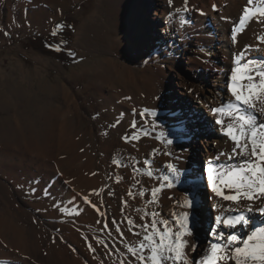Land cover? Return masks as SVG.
Returning <instances> with one entry per match:
<instances>
[{"label":"bare ground","instance_id":"1","mask_svg":"<svg viewBox=\"0 0 264 264\" xmlns=\"http://www.w3.org/2000/svg\"><path fill=\"white\" fill-rule=\"evenodd\" d=\"M107 2V5H109L108 9L118 11L120 6V10H128L127 2L121 4L122 0L119 1V6L112 0H107ZM256 2L258 4L259 0H256ZM55 3L52 0V5ZM213 5L217 6L216 11H213ZM245 5L246 0H188L187 11H183L184 0H173L171 6H169L168 0H154L151 19L147 20L146 24L143 21V26L145 27L141 26L139 28L143 34H148L147 42L151 43L152 46H137L136 42H129L134 44L135 48H125V52L123 47L119 50L120 53H123L120 54L123 58H130L133 67L136 65L140 67L139 75L132 74L131 66H129L130 69L127 67V69L123 68L122 70L112 68L120 71L121 76L132 78H112L109 76L108 72L110 70H108L104 75H98L89 81L88 88L95 87L100 92L99 98L103 99L114 117L116 112H118V115L122 116V121L126 124L127 129H130L133 123L136 125L135 128H132V133L136 138L126 146L120 141L117 146L112 143L110 146L105 142H100L98 149L104 153L101 157L100 173H97L95 168L93 169V160L89 156V144L82 141L83 131L77 128L79 121L77 118L78 113H75L76 99H73L69 92H63L67 103L65 114L58 116L53 110L50 112L49 120L54 123V118L59 120L60 128L58 138L55 141H46L44 145L39 147L27 145L25 141L19 145L12 146L13 149L10 148L11 146L8 147L9 150L4 156L6 160H13L0 164L4 166V168H1L3 174L8 176L13 184H16L17 189L22 187L29 194L32 193L33 188H39L33 192V195L39 192L42 214L46 215L43 216L42 221L44 223L42 224L50 227L48 232H55V235L58 232L63 237L62 242H64L65 249L62 252L51 251L50 247H48L47 237L39 238L37 246L40 249V253L36 255L32 252L34 242L30 241V238H26L23 234L24 232L17 231V228H20L19 225L15 227L13 222L7 224L5 222L8 220L7 217L2 216L6 215V211L2 210L0 211V217L3 219L0 220V264H46L50 254H52L53 258L52 264H119L120 259H124L125 264H128L127 256H110L109 251L111 249L106 250L97 244V240H105L111 245L115 240L117 251L119 252L123 248L120 240L115 239L117 237L115 227L112 228V236L110 237L108 231L103 230V224L97 223V221L105 220L110 222L113 220L112 215H114V220L118 222L124 232V243L136 244L139 238L129 232L126 220L131 218L137 225L149 223V219L140 220V215L143 214L145 209L148 210L149 215L151 211L159 212L170 223L174 221L173 214L179 215L183 212H187L190 219H192V216L197 219L198 217L199 219L202 218L198 210L199 204H195L196 207L193 205L191 208L181 207L187 200L186 191L183 193L165 188L158 193V203L146 204V200L151 199L150 189L158 186L157 177L169 175L171 181L174 179L175 176L167 172L166 164L169 162L174 163L177 168L183 157L186 158L184 166L187 165L188 160L192 162V166L186 168L187 171L183 169L181 174L188 175L189 180L187 183L186 178L183 176L182 179L184 181H180L181 183L177 187L181 188L182 183H184V186H188L186 190L189 194L188 201L190 202L194 199V197H191V192L193 191L197 192L195 198L204 199L205 203L201 199L197 202L201 205H207V207H204V211L208 222L212 224L210 229L215 227V216L219 213L215 210L214 205H230V202L220 201L213 196L210 189L207 188L206 171H199V169L200 166H202V169H206L208 161L219 152L230 153L232 146L231 142L223 136L220 126L215 124L216 117L209 109L221 106V101L227 103L231 99L227 93L225 81L230 77V69L234 66L233 57L235 54L241 51L245 45H253L249 58L264 57V44H257L256 41V36L262 34V26L255 21L251 22L244 32L238 34L235 44L232 42L231 29L234 23L238 22V17ZM176 8L182 9L180 14L175 12ZM149 9L150 6H148ZM193 11H197L196 15H193ZM58 12L54 10L52 14L56 16ZM200 13L204 14L201 15ZM36 15L41 19L44 13ZM119 15L122 17L121 13ZM132 16L133 13L131 14V19ZM24 17L33 19L32 15L26 16L25 13ZM225 17L229 19H223ZM181 19L187 21L181 25ZM153 27L155 28L153 29ZM145 29H147L148 33ZM156 30L159 32L157 33ZM95 32L96 29H92L88 35L91 36ZM257 48L259 50H256ZM212 55L224 58L220 66L221 72L219 76H215L211 80L207 75L203 80L204 84L195 79L188 80L187 84L185 81H180L179 84L182 89L177 85L179 88L177 96L171 95L173 104L177 107L183 106V108L189 109L188 112L193 114L197 124L202 120L203 124L199 126L197 134L190 130L183 131V133L185 137L188 134L190 138L207 134L210 146L204 151V154H201L204 161L203 164L202 160H200L201 156H198V153L197 155L195 154L197 150L196 144L199 142L196 138L193 139L192 144L185 146H177L172 140L175 132L170 129L162 117L174 115V112L171 111L169 113L165 110V107L162 106V102L165 103L164 98L160 97L159 94L163 93L166 88L172 89L170 84L172 86L174 76H177L179 80H183L181 77L183 76L181 74L183 57L186 58V67L183 70L195 73L202 64H205V60ZM117 67L120 68V66ZM126 73H130L132 76ZM202 75H205V73ZM85 76L82 75L81 78L85 79ZM198 82L200 85H198ZM180 96H183V101L179 99ZM121 98L124 101H121ZM140 112H146L147 114L145 117H141L139 115ZM257 115L259 116L260 114L257 113ZM150 117L152 119H149ZM68 118L71 120H68ZM174 121L180 125L176 119ZM149 123H156V128L149 129ZM161 133H163L164 146L171 148L172 151H168L160 145L161 139H157V137ZM168 139L173 141L171 145L166 144ZM151 148L153 152L150 151ZM114 149L121 150L120 160L117 159L115 155L117 153H115ZM165 151L171 152L172 155H164ZM137 156L139 157L138 159H136ZM139 159L149 161L150 170L154 172L152 179H149L146 175L149 168L145 167L144 163L139 164L137 162ZM114 160L126 161L121 162L123 166H117L113 163ZM240 160V157H236L232 161H228L226 157H220L217 163H225L229 167H233ZM35 166L39 169L37 173H35ZM133 166L138 170L134 171ZM192 171L194 176L191 174ZM95 172L98 176H96ZM27 177H32L33 180L30 179L32 180L30 182ZM117 177H120L119 183L116 182ZM177 177L179 178L178 175ZM36 179L43 181V184L40 185L41 188L39 185L30 187V184H34ZM47 181H49L50 186H46ZM106 181L114 185L119 192L116 193L120 194L117 201V204H119L117 210V204L115 206V202H110L106 193H103L106 189L104 188ZM101 189L103 191H100ZM140 190L146 192V197H139L138 192ZM129 191L133 193V196L128 195ZM95 192L100 194L96 195L94 194ZM85 196L99 207L100 212L105 214L103 217L91 205L84 203L83 198ZM122 200L127 201V205L123 204ZM242 205L244 204L242 203ZM230 206L236 207L235 205ZM256 206H264V204L257 201ZM60 207H63L66 211L61 213L58 210ZM193 207L196 208V211ZM137 208L140 209V212L136 211ZM73 210H78L80 214H69ZM240 211H243V207L240 208ZM247 215L251 220L250 227L264 226V216H260L258 213H247ZM189 226L193 235L187 239L190 242H195L198 240L199 234L195 230V224L189 222ZM43 229L46 232L47 228ZM135 231L143 232L140 228H136ZM231 231L238 234L240 238H245L243 230L233 229ZM7 233L14 237L10 242V239L5 237ZM208 237L210 240L207 238L208 243L206 245L203 243L195 252L189 251L190 258L199 259L201 252L213 242L211 230L208 233ZM88 243H91L96 249L94 253L89 252Z\"/></svg>","mask_w":264,"mask_h":264},{"label":"rangeland","instance_id":"2","mask_svg":"<svg viewBox=\"0 0 264 264\" xmlns=\"http://www.w3.org/2000/svg\"><path fill=\"white\" fill-rule=\"evenodd\" d=\"M112 1L116 5H120V0ZM123 2L128 4L126 11L120 10V6L118 11L108 9L107 0H54V5H52V0H0V164L13 160H6L4 156L9 150V146L13 149L12 146L25 141L27 145L39 147L44 145L46 141L51 142L58 138L59 120L54 118V123L49 119L52 110L58 116L65 114L67 103L63 92H69L71 97L76 99L75 113H78L79 121L77 128L83 131L82 141L89 144V156L94 164L92 167L97 173H100L101 157L104 155L98 149L100 142H105L110 146L112 144L117 146L119 141L123 142L125 146L133 142L134 139H131L134 136L132 127L126 128V124L123 123L122 116L118 115V112H116L115 117L113 116L103 99L99 98L100 92L95 87L88 88L91 78L104 75L108 70H110L108 74L112 78H132L123 77L120 75V71L112 68L122 70L123 68L127 69V67L130 69L129 66H131L132 74L138 76L140 67L136 64L133 67L130 58H123L120 55L123 53H120L119 50L121 47L124 48V52L125 48H135L134 44L129 42H136L137 46H152L151 43L147 42L148 34H143L139 28L143 26V21L146 24L147 20L151 19L154 0H122L121 4ZM148 6H150L149 10ZM54 10L59 11L56 16L52 14ZM196 12L193 11V15H196ZM24 13L26 16L32 15L34 20L24 17ZM38 13H44L41 19L36 15ZM132 13L133 20L131 19ZM92 29H96V32L90 36L88 33ZM145 30L148 33L147 29ZM53 32L56 35H53ZM57 48L60 50L57 51ZM69 53L73 55H69ZM185 60L186 58L183 57L181 69L183 76L180 75L183 80L174 76L172 86L170 84L172 89L166 88L163 93L159 94L160 97L164 98L165 103L162 102V106L165 107V110L169 113L174 112V115H165L162 118L175 132L172 140L177 146L192 144L193 139L196 138L199 142L196 144L195 154L198 153V156H201L210 146L207 134L190 138L188 134L185 137L183 131L190 130L197 134L199 126L203 124L202 120L197 124L193 114L188 112L189 109L173 104L171 95L177 96L179 89L177 85L180 86V81H185L187 84L188 80L195 79L204 84L203 80L207 75L211 80L213 77L219 76L220 66L224 58L212 55L195 73L183 70L186 67ZM203 73L205 75H202ZM126 74L131 75L130 73ZM82 75H86L85 79L81 78ZM198 85H200L199 82ZM182 97L180 96L179 99L183 101ZM121 101L124 99L121 98ZM68 120L71 119L68 118ZM117 121L119 122L117 123ZM155 126L156 123L151 125L150 129H154ZM85 133L87 134L84 135ZM123 137H129L130 142H126ZM144 142L148 144L146 140ZM163 143L164 141L161 139L160 145L166 150L172 151ZM116 150L114 149L117 153L115 155L120 160L121 150ZM150 151L153 152L152 148ZM133 156L135 155L133 154ZM138 158L137 156L136 159ZM202 159L201 156L200 160ZM144 161L145 159H139L137 162L143 164ZM201 162L204 164L203 160ZM184 163H186L185 157L177 166L179 178L177 175L174 177L172 180L173 187L170 190L183 193L186 191L188 201L189 194L186 190L188 186H184L182 183L181 188L177 187L181 183L180 181H184L183 176L186 178V183L189 180L188 175L181 174L183 169L192 166V162L188 160L186 166ZM195 167L197 166L195 165ZM1 168L4 166L0 165V211H6V215H2L8 219L5 222L7 224L13 222L15 227L19 225L20 228H17V231L24 232L26 238H30L29 240L34 242L32 252L36 255L40 253L37 246L38 239L46 237L51 251L62 252L65 249L64 242H62L63 237L58 232H56L58 236L55 235V232H48L50 227L42 224L44 223L42 221L43 216L46 215L42 214L39 192L33 195V192L39 188H33L30 194L22 187L17 189L16 184H13L9 177L3 174ZM202 170L204 171L200 166L199 171ZM37 172L39 169L36 167L35 173ZM97 173L96 176H98ZM191 174L194 176L193 171ZM27 179L30 182L33 180L32 177H27ZM41 184L43 181L36 179L34 184H30V187L39 185L41 188ZM46 186H50L49 181H47ZM104 188L106 189L103 193H106L109 201L115 202L114 205L116 206L120 196L116 193L118 192L117 189L108 181H106ZM195 194H197L196 191L191 192V197H194L191 203L192 205H200L198 210L202 218L199 219L198 217L197 219L192 216V219L189 218V222L195 224V230L199 234L198 240L194 242L198 248L203 243L205 245L208 243V233L212 224L208 222L204 211V207L207 205H201L197 202L201 199L205 203L204 199L195 198ZM242 203L246 204L247 202ZM208 205L210 204L208 203ZM118 207L119 204H117L116 210ZM195 207L193 208L196 211ZM47 219L49 218L47 217ZM112 219L114 220V215H112ZM0 220L3 219L0 217ZM43 228H47L46 232ZM5 237L10 239L9 242L14 239L10 233L5 234ZM14 242L16 243V241ZM52 262L53 258L50 254L46 264H52Z\"/></svg>","mask_w":264,"mask_h":264},{"label":"snow or ice","instance_id":"3","mask_svg":"<svg viewBox=\"0 0 264 264\" xmlns=\"http://www.w3.org/2000/svg\"><path fill=\"white\" fill-rule=\"evenodd\" d=\"M188 0H184L183 11H187ZM169 6L173 0H168ZM217 6L213 5V11ZM181 8H176L175 12L180 14ZM203 15L204 13H200ZM228 20L229 18H223ZM255 21L262 26L261 33L256 36L257 44H264V0H246V5L238 17V22L234 23L231 29V39L233 44L237 42L239 33L245 31L251 22ZM181 25L185 23L183 19ZM60 27V25H57ZM7 34V33H6ZM56 35L55 32L52 33ZM253 45H245L233 57L234 66L230 69V77L225 81L227 93L231 99L227 103L220 102L221 106L211 107L210 112L216 117L215 124L220 126V130L231 142V152L221 151L214 155L207 163L206 184L215 198L220 201L230 202L229 204L214 205L219 213L215 216V227L211 229L213 242L201 252L200 258H190L189 251L195 252L197 245L187 238L193 235L189 226V215L187 212L174 216V221L169 222L163 218L159 212L147 209L140 215V220L149 219V223L137 225L136 222L128 218L129 232L136 235L138 243H124V232L116 220L110 222L101 220L97 223L103 224V230H107L112 236V228L123 248L117 251L115 240L109 245L105 240H97V244L109 251L110 256H127L128 264H264V226L250 227L251 220L247 213H258L264 216V206H255L257 201L264 204V57L249 58ZM57 51L60 49L57 48ZM256 50H259L258 48ZM69 55H73L69 53ZM257 113L260 115L258 116ZM146 112H140L141 117L146 116ZM119 121H117L118 123ZM132 128L136 125L133 123ZM133 136L131 139H135ZM163 133L157 137L162 139ZM126 142L129 137H123ZM172 140H166L167 145H171ZM166 156L172 153L165 151ZM220 157H226L228 161L240 157V162L233 167L225 163H217ZM117 166H123L120 161H113ZM144 166L149 168L146 175L149 179L154 177L148 160L144 161ZM133 170L138 169L133 166ZM166 170L172 176L178 175V170L174 163H167ZM158 186L150 189L151 199L146 200V204L158 203L157 197L163 189H171L173 182L169 175L156 178ZM120 182V177L116 178ZM139 183V181H137ZM100 191H103L101 189ZM94 194L99 195V192ZM129 196H133L131 191ZM139 197H146V192L140 190ZM84 203L91 205L102 217L105 215L87 196ZM242 202H247L242 205ZM122 203L127 205V201ZM190 201H185L181 207L191 208ZM243 207V211L240 208ZM61 213L66 210L63 207L58 209ZM140 212V209H136ZM79 215L78 210L72 213ZM136 228L143 230L135 231ZM238 229L245 232V238H240L238 234L231 230ZM229 230V231H225ZM89 252L96 249L91 243L87 244ZM119 264H125L124 259L119 260Z\"/></svg>","mask_w":264,"mask_h":264}]
</instances>
